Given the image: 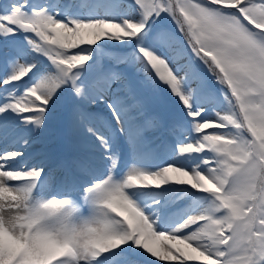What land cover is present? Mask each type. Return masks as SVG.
I'll use <instances>...</instances> for the list:
<instances>
[{"label":"snow or ice","instance_id":"1","mask_svg":"<svg viewBox=\"0 0 264 264\" xmlns=\"http://www.w3.org/2000/svg\"><path fill=\"white\" fill-rule=\"evenodd\" d=\"M190 262L264 264V0H0V264Z\"/></svg>","mask_w":264,"mask_h":264},{"label":"rangeland","instance_id":"2","mask_svg":"<svg viewBox=\"0 0 264 264\" xmlns=\"http://www.w3.org/2000/svg\"><path fill=\"white\" fill-rule=\"evenodd\" d=\"M64 131L67 132L66 128L62 124L54 123L51 130H50L49 136H52L51 134L64 132ZM67 135L71 137V134L69 132H67ZM190 263H192V262H190ZM193 264H197V262H193Z\"/></svg>","mask_w":264,"mask_h":264},{"label":"bare ground","instance_id":"3","mask_svg":"<svg viewBox=\"0 0 264 264\" xmlns=\"http://www.w3.org/2000/svg\"><path fill=\"white\" fill-rule=\"evenodd\" d=\"M64 137V135L63 134H61V133H59V134H57V136H56V138H55V140H54V142H52V146L54 147V148H56V147H58V145L62 142V138ZM69 146H67V147H64L63 148V150L65 151V150H69V148H68ZM190 264H193V262L192 263H190Z\"/></svg>","mask_w":264,"mask_h":264}]
</instances>
